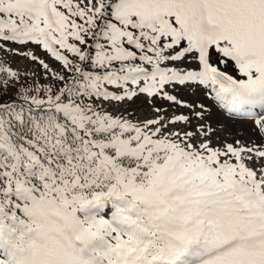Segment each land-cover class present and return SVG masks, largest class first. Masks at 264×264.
<instances>
[{"label":"snow or ice","instance_id":"1","mask_svg":"<svg viewBox=\"0 0 264 264\" xmlns=\"http://www.w3.org/2000/svg\"><path fill=\"white\" fill-rule=\"evenodd\" d=\"M0 52L46 80L0 61V264H264V0H0Z\"/></svg>","mask_w":264,"mask_h":264},{"label":"rangeland","instance_id":"2","mask_svg":"<svg viewBox=\"0 0 264 264\" xmlns=\"http://www.w3.org/2000/svg\"><path fill=\"white\" fill-rule=\"evenodd\" d=\"M30 47L33 51H35L36 55L45 59L53 68H55L57 71H60L58 64L50 60L41 50L35 48V46ZM0 61L5 62L14 70L19 71L22 76L26 75L29 82L37 81L38 83L42 84L46 83V80L43 77V70L40 69L38 65L33 64L22 57L13 56L6 52H0ZM169 91L188 104L203 103L207 108L210 109V113L205 115L203 121L197 120L193 117L191 127L193 130H195V127L198 124L204 123L210 125L211 128L215 130L212 134L213 143L222 142L224 140L229 142L240 140L245 143H251L253 141H255L257 144L261 143V139L258 135V132L255 130L253 121H245L239 118L228 117L224 115V113L219 110L213 101L203 95L202 90L184 88L175 90L169 89ZM157 105L162 106L169 114L175 113L188 115L191 111L190 109H185L178 106H170L168 102L157 101ZM106 107L109 111H112L113 114L123 113L127 115L129 113H134L136 117H140L141 119H143L145 116L151 118L155 115V113L151 111V106L145 103V98L143 96L138 97L133 102H123L120 104L114 103L111 105H106ZM197 111H199V109H197ZM184 127L187 126L185 125Z\"/></svg>","mask_w":264,"mask_h":264},{"label":"trees","instance_id":"3","mask_svg":"<svg viewBox=\"0 0 264 264\" xmlns=\"http://www.w3.org/2000/svg\"><path fill=\"white\" fill-rule=\"evenodd\" d=\"M13 89H9V91H8V97H12L13 99H16V97L13 95ZM8 97H5V99H7Z\"/></svg>","mask_w":264,"mask_h":264},{"label":"bare ground","instance_id":"4","mask_svg":"<svg viewBox=\"0 0 264 264\" xmlns=\"http://www.w3.org/2000/svg\"><path fill=\"white\" fill-rule=\"evenodd\" d=\"M120 107V106H119ZM118 109V108H117ZM121 109V108H120ZM123 110H124V108H123ZM126 110V109H125ZM118 112V111H117Z\"/></svg>","mask_w":264,"mask_h":264}]
</instances>
